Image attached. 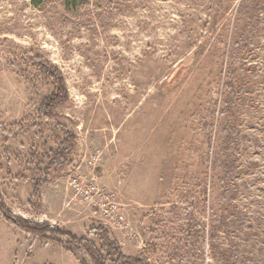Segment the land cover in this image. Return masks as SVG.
<instances>
[{
    "label": "rangeland",
    "instance_id": "rangeland-1",
    "mask_svg": "<svg viewBox=\"0 0 264 264\" xmlns=\"http://www.w3.org/2000/svg\"><path fill=\"white\" fill-rule=\"evenodd\" d=\"M38 60L69 92L53 120L37 118L54 90ZM56 127L81 158L42 188L41 211L31 178ZM78 168L114 195L125 228L75 198ZM0 204L93 242L103 226L150 264H264V0H0ZM0 264L92 262L0 214Z\"/></svg>",
    "mask_w": 264,
    "mask_h": 264
},
{
    "label": "trees",
    "instance_id": "trees-1",
    "mask_svg": "<svg viewBox=\"0 0 264 264\" xmlns=\"http://www.w3.org/2000/svg\"><path fill=\"white\" fill-rule=\"evenodd\" d=\"M65 1L68 6H76L84 0ZM34 67L38 75L45 76L51 81L54 88L53 92L42 100L37 112V118L40 120H53L56 118L54 110L69 101V92L65 80L58 69L50 66V64L43 63L41 60H38L34 64ZM183 72V68L177 70L173 82L180 81L179 78L183 76ZM230 92L232 94L231 102L233 103L235 100L234 91L230 89ZM56 128L63 134V137L57 139L56 148L47 157L44 169L37 172L40 177L36 175L31 178L34 189L32 193L33 202L30 204H33V206L41 211L44 210L42 188L53 183L60 174L72 167L75 161L81 158V144L75 132L68 127ZM0 214L25 233L38 237H43L48 233L66 237L73 245L81 248L88 255L92 264H150L148 258L143 254L138 256L125 254L110 231L103 226H99L91 231L90 235H93L95 240L93 242L88 239L77 238L74 234L61 227H52L50 224L38 225L31 221L17 219L12 216L4 204H0ZM217 223L214 219L213 228H215ZM55 242L62 245L57 240ZM68 252L72 253L71 250H68Z\"/></svg>",
    "mask_w": 264,
    "mask_h": 264
},
{
    "label": "built area",
    "instance_id": "built-area-1",
    "mask_svg": "<svg viewBox=\"0 0 264 264\" xmlns=\"http://www.w3.org/2000/svg\"><path fill=\"white\" fill-rule=\"evenodd\" d=\"M101 153L95 152L92 156V168H95V162L99 161ZM79 168L76 169L72 175L68 178L69 186L71 187L75 198H79L85 202H88L93 208L95 214H99L103 217L104 221L115 227L125 228L126 217L120 211L119 205L115 202L113 194L106 193L104 189H101L96 183L95 174L87 180V177H82L79 173Z\"/></svg>",
    "mask_w": 264,
    "mask_h": 264
}]
</instances>
